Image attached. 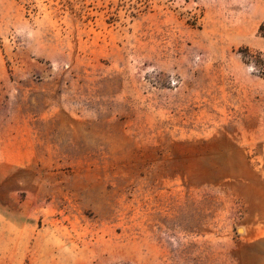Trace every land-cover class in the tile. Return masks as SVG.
Returning a JSON list of instances; mask_svg holds the SVG:
<instances>
[{
	"label": "rangeland",
	"instance_id": "rangeland-1",
	"mask_svg": "<svg viewBox=\"0 0 264 264\" xmlns=\"http://www.w3.org/2000/svg\"><path fill=\"white\" fill-rule=\"evenodd\" d=\"M0 264H264V0H0Z\"/></svg>",
	"mask_w": 264,
	"mask_h": 264
},
{
	"label": "trees",
	"instance_id": "trees-1",
	"mask_svg": "<svg viewBox=\"0 0 264 264\" xmlns=\"http://www.w3.org/2000/svg\"><path fill=\"white\" fill-rule=\"evenodd\" d=\"M262 28H260V31H261Z\"/></svg>",
	"mask_w": 264,
	"mask_h": 264
}]
</instances>
